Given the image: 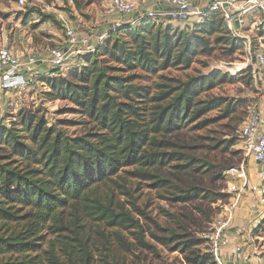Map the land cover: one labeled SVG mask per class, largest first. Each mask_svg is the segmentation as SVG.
<instances>
[{
  "label": "trees",
  "instance_id": "trees-1",
  "mask_svg": "<svg viewBox=\"0 0 264 264\" xmlns=\"http://www.w3.org/2000/svg\"><path fill=\"white\" fill-rule=\"evenodd\" d=\"M245 42L232 34L222 11H209L183 29L147 20L110 31L98 50L80 57L82 66L79 62L67 75L57 70L52 78L42 76L48 88L45 100L67 102L72 108L66 113L88 121L93 132L69 136L62 126H50L40 107L23 108L8 126H0V264H94L87 233L91 222L102 228L96 233L103 240L126 247V232L137 248L157 253L140 219L156 228L148 234L152 241L167 248L174 245L188 264H217L207 248L194 252L207 240L166 236L134 201L127 210L115 201V194L133 199L128 180L155 189L171 186L159 171L183 159L173 135L196 122L197 128L210 125L212 119L204 117L224 105L229 113L226 98L200 97L238 76L225 78L215 71L186 80L171 78L169 84L142 82L164 78L161 75L172 70H190L218 47L233 55ZM101 188L113 195L100 196ZM203 193L183 192L176 201L189 202ZM49 232L56 235L58 249L52 242L43 248Z\"/></svg>",
  "mask_w": 264,
  "mask_h": 264
},
{
  "label": "rangeland",
  "instance_id": "rangeland-1",
  "mask_svg": "<svg viewBox=\"0 0 264 264\" xmlns=\"http://www.w3.org/2000/svg\"><path fill=\"white\" fill-rule=\"evenodd\" d=\"M108 0H81L79 4L73 0H30L24 7L18 0H0V49L4 46H15L24 56L48 59L50 50L60 45L65 38V28L76 29L82 35H95L108 26L105 17V3ZM172 21V20H171ZM170 25V22H164ZM176 28H186V24L172 23ZM193 25V21L190 22ZM250 46L228 55L220 47L210 57H200L187 71L172 70L163 73L162 77H153L143 81V85L154 86V83L169 84V79L206 76L219 71L225 78L238 76L237 81L225 82L214 89L203 93L201 100L216 97L227 99L230 111L226 113V105L208 113L204 118L212 119V123L204 128H197V122L173 135L179 146L183 159L174 161L163 167L159 175L170 182L171 186L163 189L150 187V183L128 180L133 199L115 194V201L122 202L127 210L128 202L134 201L137 207L166 230V236L174 233L187 238L207 240L220 221L229 222L230 231L239 236L251 234V244L255 255L264 262V210L258 206V182L261 170L246 156L243 143L239 137L241 126L246 121L251 109L258 107L264 94V71L255 62V55L260 46L255 38H251ZM82 58L68 61L64 76L78 66ZM45 63L38 67L42 71ZM242 65V66H241ZM47 68L49 66L46 64ZM80 66V67H81ZM246 66V67H245ZM48 70V69H47ZM240 70V71H239ZM37 78L36 88L26 92L12 89L3 91L0 103V126H8L19 110L23 108H43L50 126L57 125L69 136H77L93 132V125L88 124L77 115L66 113L71 105L63 101L45 100L47 86ZM1 81V75H0ZM64 121L82 122V125L65 127ZM245 166L247 183L233 177L229 171L234 167ZM235 184L243 190L241 196L230 186ZM201 190L204 196L189 202H179L176 198L183 192ZM116 190V189H115ZM140 190V191H139ZM108 192V193H107ZM102 197L111 195V191L101 188ZM113 195V194H112ZM132 216L140 217L132 210ZM147 233V241L157 248V253L137 248L129 233L122 232L128 242L122 247L118 242L103 240L96 233L98 228L93 222L88 223L87 233L90 238V250L95 258L94 264H188L183 252L174 251V245L163 247L149 237L150 232H157L151 221L140 219ZM70 218L67 223H70ZM108 234L109 232H105ZM71 237L70 234H65ZM161 236L162 234L159 233ZM43 248L49 249L56 243V235L48 233ZM256 238V239H255ZM208 241V240H207ZM52 242V243H51ZM194 252L204 253L209 242ZM201 250V251H199ZM243 249L241 250V253ZM217 264L218 261H216Z\"/></svg>",
  "mask_w": 264,
  "mask_h": 264
},
{
  "label": "built area",
  "instance_id": "built-area-1",
  "mask_svg": "<svg viewBox=\"0 0 264 264\" xmlns=\"http://www.w3.org/2000/svg\"><path fill=\"white\" fill-rule=\"evenodd\" d=\"M30 0H18V5L24 7ZM173 9H156L138 12L140 9L139 0H108L105 3V17L109 21L105 29L95 35H82L76 29L66 27L65 38L60 45L54 46L50 50L48 59L17 55L10 46L0 49V99L3 91L12 89L26 92L36 88L37 78L44 74L46 77H54L55 71L63 73L66 70L68 61L94 53L105 42L108 34L112 30L120 29L125 25L137 26L139 23L151 21H164L174 19H184V17L201 18L209 11H222L226 23L231 31H234L233 0H212L204 8L197 7V0H168ZM230 6V10H228ZM242 15H254L253 24L255 39L260 46V50L255 55V62L264 71V0H247L241 6ZM138 15L136 19L135 16ZM252 39L245 42L250 46ZM45 63L49 66L48 71L40 73L38 67ZM264 79V76H263ZM264 92V91H263ZM1 108V103H0ZM239 137L243 143L246 156L250 157L253 164L258 165L261 175L258 182V206L264 210V94L258 107L251 109L249 115L241 126ZM229 174L246 185L247 173L244 165L234 167ZM239 196L243 190L232 184L230 186ZM229 222L220 221L214 226V230L206 236L209 242L208 253L211 254L219 264H223L221 253L223 248L229 244L227 230ZM242 248L237 247L236 252H241ZM258 264H264L259 260Z\"/></svg>",
  "mask_w": 264,
  "mask_h": 264
},
{
  "label": "crops",
  "instance_id": "crops-1",
  "mask_svg": "<svg viewBox=\"0 0 264 264\" xmlns=\"http://www.w3.org/2000/svg\"><path fill=\"white\" fill-rule=\"evenodd\" d=\"M212 0H197V7L198 8H204L208 5L209 2ZM247 0H233L234 2V8L231 9V12L233 13V23H234V31H232V34L240 39H243L245 41H248L252 37L255 38L254 28L253 24L255 21L254 15L245 16L241 13V6L245 4ZM140 3V9L138 12L148 11V10H156V9H173L172 6L168 3V0H139ZM228 10H230V6L227 7ZM135 18H138V15L135 16ZM201 20V18L198 17H191L188 19H172L171 20H164V22H170V25L173 26L172 23L178 22L179 24H186L187 26L191 25L190 22L193 21L194 23H197ZM142 23V22H141ZM139 23V24H141ZM138 24V25H139ZM105 28V27H104ZM12 50L19 56H22L24 58L29 57V55L24 56V53L19 52L15 46H10ZM40 73H45L48 71L46 64L44 65ZM77 67V66H75ZM73 67V68H75ZM44 74H42L43 76ZM256 169H258V165H256ZM228 240L229 244L223 248L221 253V258L223 260V264H258L259 259L257 258V255H255L253 248L251 246H248L247 249H245L246 245L251 244L252 236L251 234L246 233V235L239 236L236 232H228ZM256 239V238H255ZM241 247L243 249V253L236 252V248Z\"/></svg>",
  "mask_w": 264,
  "mask_h": 264
},
{
  "label": "water",
  "instance_id": "water-1",
  "mask_svg": "<svg viewBox=\"0 0 264 264\" xmlns=\"http://www.w3.org/2000/svg\"><path fill=\"white\" fill-rule=\"evenodd\" d=\"M184 19H187L186 17H184Z\"/></svg>",
  "mask_w": 264,
  "mask_h": 264
},
{
  "label": "bare ground",
  "instance_id": "bare-ground-1",
  "mask_svg": "<svg viewBox=\"0 0 264 264\" xmlns=\"http://www.w3.org/2000/svg\"><path fill=\"white\" fill-rule=\"evenodd\" d=\"M242 66V65H241ZM246 67V66H245ZM240 71V70H239Z\"/></svg>",
  "mask_w": 264,
  "mask_h": 264
}]
</instances>
